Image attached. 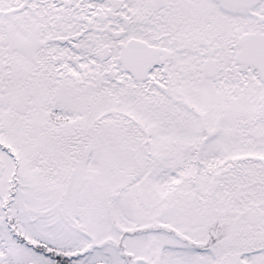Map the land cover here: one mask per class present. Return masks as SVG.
<instances>
[{"label":"snow or ice","instance_id":"6c2138e0","mask_svg":"<svg viewBox=\"0 0 264 264\" xmlns=\"http://www.w3.org/2000/svg\"><path fill=\"white\" fill-rule=\"evenodd\" d=\"M0 264H264V0H0Z\"/></svg>","mask_w":264,"mask_h":264}]
</instances>
